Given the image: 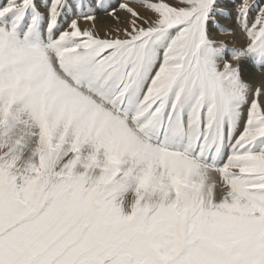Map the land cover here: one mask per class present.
<instances>
[{
  "label": "snow or ice",
  "instance_id": "6c2138e0",
  "mask_svg": "<svg viewBox=\"0 0 264 264\" xmlns=\"http://www.w3.org/2000/svg\"><path fill=\"white\" fill-rule=\"evenodd\" d=\"M250 68L264 0H5L0 264H264Z\"/></svg>",
  "mask_w": 264,
  "mask_h": 264
},
{
  "label": "bare ground",
  "instance_id": "6f19581e",
  "mask_svg": "<svg viewBox=\"0 0 264 264\" xmlns=\"http://www.w3.org/2000/svg\"><path fill=\"white\" fill-rule=\"evenodd\" d=\"M0 4H2L1 0H0ZM97 13H98L97 16H99V19H100V22H101L100 23L101 25L98 24L100 26H102V24L105 23L106 21H108L109 19L112 20L111 17H107L102 12H97ZM120 14H121L122 17L125 15V13H123V12H120ZM90 23L91 22H86V21L81 20L80 21V26L85 24L86 27H87V25L90 24ZM222 37H220V38H222ZM242 43H243V40H242ZM245 79L249 80L252 83L253 87H255L257 85L264 86V72H261V71H259L257 69L250 68L248 73H246V75H245Z\"/></svg>",
  "mask_w": 264,
  "mask_h": 264
},
{
  "label": "rangeland",
  "instance_id": "374dc122",
  "mask_svg": "<svg viewBox=\"0 0 264 264\" xmlns=\"http://www.w3.org/2000/svg\"><path fill=\"white\" fill-rule=\"evenodd\" d=\"M1 2H2V4H3V3L5 2V0H1ZM119 14H120V13H119ZM97 15H98V13H97ZM120 15H121V14H120ZM100 23H101V22H100L99 16H97V20L95 21V24H97L96 26H97V28L100 30V34L103 35V31H104V29L107 28V27H111V26H113L114 21L109 19L108 21H106L105 23L102 24L103 27L100 26V25H101ZM91 24H92V22H91L90 24H88L87 27H91ZM98 24H100V25H98ZM84 27H86L85 24L81 26V28H84ZM222 39L227 40L228 37L223 36ZM242 40H243L242 37L237 36L236 43H237V44H240V43H242Z\"/></svg>",
  "mask_w": 264,
  "mask_h": 264
}]
</instances>
